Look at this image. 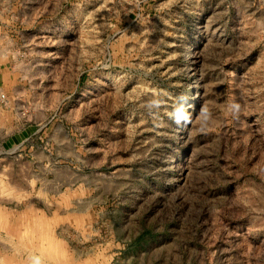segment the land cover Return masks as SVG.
Segmentation results:
<instances>
[{
	"label": "rangeland",
	"instance_id": "374dc122",
	"mask_svg": "<svg viewBox=\"0 0 264 264\" xmlns=\"http://www.w3.org/2000/svg\"><path fill=\"white\" fill-rule=\"evenodd\" d=\"M1 94L0 264H264V0H0Z\"/></svg>",
	"mask_w": 264,
	"mask_h": 264
},
{
	"label": "crops",
	"instance_id": "0c3cea01",
	"mask_svg": "<svg viewBox=\"0 0 264 264\" xmlns=\"http://www.w3.org/2000/svg\"><path fill=\"white\" fill-rule=\"evenodd\" d=\"M28 39V38H26ZM27 44H29V46H31V48L37 49V50H42V48H44L42 45H40V43H36L35 41L32 42H28ZM26 44V45H27ZM44 58L41 57H35L34 59H32V62H36V64H38L40 62V60H43ZM33 65V64H31ZM36 69H38V66H35ZM35 69V70H36ZM41 69V68H40ZM5 76V77H4ZM57 75L54 74H49V75H44L43 72L41 71H37L36 73H32V72H27L26 74L20 75L17 74L16 77H12L13 80H15L16 82H22L23 85H19V86H14V88L11 87V89L16 92L17 90L20 91V95L21 98H28L31 96V92L29 91V89H26L27 86H30L31 83H35V93L34 95L37 97L39 96V98H41L42 104L41 107L45 108V106H43V100L45 98H49L50 97V93H60V89H54V86H48L45 84V82H56L59 81V77H56ZM2 79L5 80V78L8 80V75L3 74ZM21 83V84H22ZM4 84V81L2 83V85ZM8 87V85H7ZM23 89V90H21ZM30 93V96H29ZM29 106V105H28ZM28 127L27 128H23L20 131H17L14 133V135L12 134V136H9L10 138L8 139L7 143L9 145H14V146H20L24 143V141L27 138L28 135ZM12 145V146H13Z\"/></svg>",
	"mask_w": 264,
	"mask_h": 264
},
{
	"label": "clouds",
	"instance_id": "9594fccd",
	"mask_svg": "<svg viewBox=\"0 0 264 264\" xmlns=\"http://www.w3.org/2000/svg\"><path fill=\"white\" fill-rule=\"evenodd\" d=\"M238 110V105L235 106ZM170 117L174 120L176 124H181V123H188L191 120V117L189 114L185 111L183 106L177 107L171 114ZM36 264H39V261L36 262Z\"/></svg>",
	"mask_w": 264,
	"mask_h": 264
},
{
	"label": "built area",
	"instance_id": "2783aa9c",
	"mask_svg": "<svg viewBox=\"0 0 264 264\" xmlns=\"http://www.w3.org/2000/svg\"><path fill=\"white\" fill-rule=\"evenodd\" d=\"M0 97H1L2 99H4V98H5V95H4V94H1Z\"/></svg>",
	"mask_w": 264,
	"mask_h": 264
}]
</instances>
